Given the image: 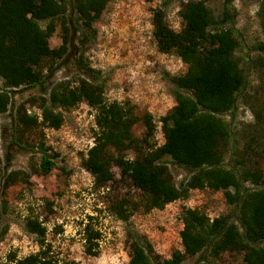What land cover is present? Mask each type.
Returning <instances> with one entry per match:
<instances>
[{
	"label": "trees",
	"instance_id": "1",
	"mask_svg": "<svg viewBox=\"0 0 264 264\" xmlns=\"http://www.w3.org/2000/svg\"><path fill=\"white\" fill-rule=\"evenodd\" d=\"M110 1L0 0V113L11 106L15 90L43 85L57 62L70 54L79 71L74 84L60 80L46 96L32 98L39 115L28 113L23 105L16 108L14 142H24L25 133L38 126L59 128L64 122L62 111L85 102L94 110L95 130L83 167L94 184L102 187L114 179L112 166H116L120 176L139 190L137 198H123L111 205L113 214L125 223L128 264H182L186 257L203 252L210 258L231 252L241 255L242 264H264V87L249 96L253 119L240 127L239 146L232 122L226 119L246 94V76L235 54L240 41L230 0L225 1L220 17L204 0H164L152 11L158 50L175 53L187 66L184 73L169 76L175 104L158 120L164 138L161 145L153 141L156 124L152 114L137 115L129 102L108 101L104 84L98 82L100 73L86 62V45L96 35L94 24ZM175 1L183 21L180 31L166 21L167 5ZM260 1L264 7V0ZM57 25L61 42L52 48L49 38ZM254 49L262 52L254 61L264 76V42ZM137 122L144 127L142 138L133 133ZM129 151L133 157L128 156ZM40 152L39 168L48 173L55 154H48L43 144ZM167 158L188 172L179 185L173 181ZM20 179L26 180L27 175L11 171L2 188ZM193 189L223 191L232 210L210 218L197 208H184L183 250L162 259L132 227L130 217L139 210L148 212L186 199ZM25 229L36 235L39 249L14 258L15 264H53L45 227L30 218ZM83 239L85 253L97 255L100 232L86 227ZM195 264L212 263L200 259Z\"/></svg>",
	"mask_w": 264,
	"mask_h": 264
},
{
	"label": "rangeland",
	"instance_id": "2",
	"mask_svg": "<svg viewBox=\"0 0 264 264\" xmlns=\"http://www.w3.org/2000/svg\"><path fill=\"white\" fill-rule=\"evenodd\" d=\"M163 1L108 2L94 24L96 35L86 45L84 54L86 62L100 73L98 82L104 84L108 101L129 102L137 115L152 114L156 124L153 135L156 145L164 141L158 120L175 104L169 76L182 74L187 68L175 53L159 51L153 37L152 11ZM204 1L220 17L226 0ZM230 3L236 13L234 27L240 45L235 54L246 76V94L240 97L233 115H227L226 119L232 122L241 146L240 127L253 119L249 96L264 87L261 68L254 61L262 54L254 47L264 42V7L260 0H230ZM179 11V2L167 5L166 21L175 31L183 27ZM60 42L57 25L49 45L54 48ZM76 44L81 50L80 43ZM77 74L75 56L70 54L57 62L53 74L43 85H24L15 90L11 106L0 113V264H15L14 258L21 259L38 251L36 235L25 229V222L30 218L37 219L45 227L48 256L53 264H128L125 223L113 214L111 205L123 198H137L139 190L130 179L120 176L116 166H112L114 179L102 187L94 184L93 176L83 167L82 160L94 142V110L81 102L62 111L64 122L59 128L38 126L25 133L24 142L13 140L16 108L23 105L28 113L39 115L32 98L46 96L57 81L69 80L74 84ZM133 133L138 138L143 137L141 122L134 125ZM41 144L48 154H55L48 173L39 168ZM133 155L132 151L128 152L129 157ZM165 162L174 183L179 185L188 172L169 158ZM228 162L227 154L225 165ZM11 171H21L27 179L17 180L3 189V180ZM184 208H197L210 218L232 210L223 191L193 189L186 199L148 212L136 211L129 221L148 239L155 253L165 259L173 251L183 250L180 232ZM86 227L100 232L99 253L95 256L84 251ZM200 259L212 264H242L241 255L231 252H224L217 258L207 257L203 252L186 257L182 264H195Z\"/></svg>",
	"mask_w": 264,
	"mask_h": 264
}]
</instances>
